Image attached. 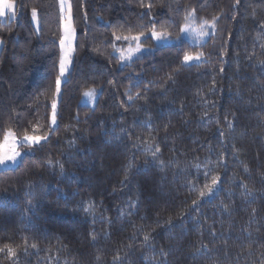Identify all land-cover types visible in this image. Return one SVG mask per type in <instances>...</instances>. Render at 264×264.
Returning <instances> with one entry per match:
<instances>
[{"label":"trees","instance_id":"obj_1","mask_svg":"<svg viewBox=\"0 0 264 264\" xmlns=\"http://www.w3.org/2000/svg\"><path fill=\"white\" fill-rule=\"evenodd\" d=\"M12 1L0 141L47 139L0 170V248L17 253L0 264H264V0H70L55 128L59 0ZM193 10L197 25L215 19L202 43L180 32ZM153 26L180 39L157 45ZM141 32L150 49L122 65L116 36ZM91 86L95 107L80 100Z\"/></svg>","mask_w":264,"mask_h":264},{"label":"snow or ice","instance_id":"obj_2","mask_svg":"<svg viewBox=\"0 0 264 264\" xmlns=\"http://www.w3.org/2000/svg\"><path fill=\"white\" fill-rule=\"evenodd\" d=\"M63 4L64 0H61V10L63 11ZM8 12H11L12 15H15V5L12 2H9V0H0V16L6 15ZM32 15L35 18L36 16V10L33 9ZM194 17V10L193 12H190L189 15L185 18L186 21H190ZM63 23V30L64 34L60 38V46L63 49V55L60 60V73L61 76H63L65 72V66L67 63H70V57L71 53L73 51L72 47V41L75 38V29L73 27V21H72V14H71V5H68V14L66 17L62 18ZM205 26H209L212 28H215V19L209 24L208 21H203L200 28L193 29L191 27L190 23H186L181 29L180 32L187 34V35H193L194 38L198 40H203L205 36L208 35V32L205 30ZM115 35V33H114ZM144 36V33L141 32L138 35L134 36H116L117 40H126V41H133L135 42V47H129L127 50V54L124 53L123 50H121V59L122 60H131L133 55L135 53H138L142 49L141 45V37ZM151 38L155 39L156 41H167L169 40L170 33L167 30H156L155 26H153L151 30ZM177 39H180V37H177ZM204 56L203 52H197L195 54L191 52H185L183 56V61L185 64L192 62V61H200L201 58ZM56 93H60V77H57L56 80ZM86 97L94 98L95 96V90H89L88 92L84 93ZM52 114H51V122L53 125L56 124V118H57V102L56 100L52 101L51 104ZM47 136H40V135H29L27 133L24 134L22 137V140L17 139L16 133L12 131L11 129L5 131L3 135V140L0 141V166L6 165V162L11 161L12 163L17 162V157L21 155V153L17 150V144H27L29 146L31 145H38L41 143L42 140H46ZM208 174L205 173V176ZM219 181V177H214L211 181V186H207L208 193L213 192L214 187L217 185ZM200 195L203 197L206 195L205 192H201ZM195 203V201H194ZM149 237L145 236V239L147 240ZM35 247V245H33ZM7 250V253L10 257H15L17 255L16 250L14 248H11L7 245L4 246V248H0V252H4Z\"/></svg>","mask_w":264,"mask_h":264},{"label":"rangeland","instance_id":"obj_3","mask_svg":"<svg viewBox=\"0 0 264 264\" xmlns=\"http://www.w3.org/2000/svg\"><path fill=\"white\" fill-rule=\"evenodd\" d=\"M9 2H12L15 5V2L14 1L9 0ZM69 4H70V0H64L63 11L61 10V18L67 16V14H68V5ZM59 8L61 9V0H59ZM71 14H72V7H71ZM17 18H18V11H17L16 5H15V15H12L11 12H8L6 15L0 16V21L1 22H6L7 20H16ZM32 20H33V24H34L35 28L38 29L39 28V20L37 19V14H36L35 18L32 15ZM72 21H73V19H72ZM63 23H64V21L62 20V31H63L62 36L64 34ZM189 23L191 24V27L193 29H197L198 30L200 28V26H201V24L200 25H197L194 21H190ZM209 24H211V23H209ZM73 27H74V25H73ZM205 30L208 32V35L205 36L202 41L194 38V34L193 35H187V34L182 33V36L188 38L192 43H202V42H205V40L208 39L209 34L214 31V28L209 27V26H205ZM150 35H151V33H150ZM145 37H146L145 35L143 37H141V41H140L141 42V45H142L141 51L138 52V53H135V55H133V57H132L131 60H122L121 59V50H123L124 53L127 54V50H128V48L130 46L133 47V48L135 47V42L130 41V40L129 41H126V40H123V39H121L120 42H118V45H117V48H116L115 52L120 57V61H121L122 65H124L127 62L132 61L133 59L136 58V56H138L140 54H143V53H146L147 50L150 49V46H148V45L146 46V44H144V42H143V40H144ZM75 39H76V30H75V38L72 41L73 51L71 53L70 63H67L66 64V66H65V72H64L63 76H61V73L58 76V77H60V93H61V90H62L61 89V86H62V84L64 82L67 81L68 74L70 73V71H71V69L73 67L72 61H73V56H74L73 53H74L75 45H76ZM175 41H177V39H174V38H170L167 41H156L154 39V42L157 45H159V44L169 45L170 43L175 42ZM1 48H2V41L0 39V49ZM62 55H63V49L61 48V57H62ZM193 62H195V61H192V62H189V63H193ZM89 90H95V96H94V98H89V97H86L84 95V93L88 92ZM60 93L59 94L56 93V97L54 99L57 102V106H58V102H59L58 99L60 97ZM84 93H83V95H82V97L80 99L81 100V103L82 104H85V105H88L90 107H95L97 105L98 101H99L98 98H99V96L101 94V88H97L95 86H91ZM51 113H52V111H51ZM56 124H57V118H56ZM56 124L53 125L52 122H51V119H50V125H51L52 128H55L57 126ZM29 135H39V134H35L34 133V134H29ZM16 136H17V139L19 141V140H22V137L24 135L22 137H20V136H18L16 134ZM43 141H45V140H42L41 142H43ZM33 146L34 145L29 146L27 144L18 143L17 144V150L21 153V155L19 157H17V162L16 163H12L11 161H8V162H6V165L0 166V170L6 169V168H12V167H15V166L19 165L21 163V160H22L23 156H25L27 154H32L34 152Z\"/></svg>","mask_w":264,"mask_h":264}]
</instances>
